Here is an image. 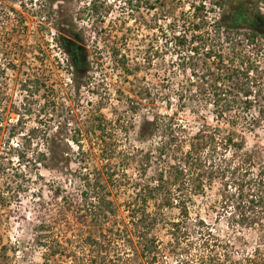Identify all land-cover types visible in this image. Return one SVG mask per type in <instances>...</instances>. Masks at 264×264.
Segmentation results:
<instances>
[{"label": "rangeland", "instance_id": "rangeland-1", "mask_svg": "<svg viewBox=\"0 0 264 264\" xmlns=\"http://www.w3.org/2000/svg\"><path fill=\"white\" fill-rule=\"evenodd\" d=\"M49 1L55 9V25L61 38L75 35L77 43L87 39L89 68L80 77V86L74 74L68 76L64 71H55L53 100L50 94L45 102L19 105L0 102V250L4 251L0 255L1 264H43L46 249L42 243L55 244V236L62 244H65L66 234L70 238L77 236L74 239L80 242L86 233L80 230L74 217L68 215L67 225L62 229L55 221L54 192L55 188L62 187L66 193H71L73 204L81 205L80 178L86 168H97L98 180L108 172L113 173V184L107 192L115 208L124 213V206L133 195L132 184L141 179L138 173L141 153L143 156L154 154L147 177L157 174L155 153L166 138L163 129L158 131L146 125L155 118L166 124L168 116L178 111L179 124L190 135L204 121L215 124L209 105L214 95L208 87L205 88L208 91L200 94L201 82L190 71H181L182 64L188 61L189 51L176 48L173 39V33L182 36L185 33L188 37L194 34L189 26L194 10L189 6L205 0H154L153 12L145 7L139 9L135 0H93L101 3V12L96 16L100 21L94 26L96 40L92 39L93 29L80 32L74 25L85 13L83 8L88 0ZM235 2L257 5L264 13L263 1L232 0L222 12L210 16L214 19L224 13L228 16ZM66 25L71 28L69 33L63 32L62 26ZM247 51L254 68L251 98L264 101V37L249 43ZM60 58H64L63 54ZM179 98L207 101L208 109L200 111L199 122L189 110L179 108ZM55 102L59 106L63 104L56 111ZM10 114H20V124L17 125L16 117ZM256 114L254 110L247 112L243 122H249ZM77 132L84 134L83 138H78L79 143L73 139ZM244 137L246 150L256 148L264 154V123L257 133L248 132ZM19 154L24 158H18ZM234 165L231 163L232 168ZM260 169L255 167L254 174ZM235 175L237 185L249 178L244 177L243 168ZM228 177L230 174L206 188L205 197L198 198L193 206L192 218L200 214L214 224L223 239L242 238V245L237 241L238 257L242 252L251 257L262 232L253 229L234 232L223 215L220 221L217 217L225 196L236 192L237 185L229 182ZM41 225L51 232L46 236L36 232V227ZM61 262L59 259L58 263Z\"/></svg>", "mask_w": 264, "mask_h": 264}, {"label": "trees", "instance_id": "trees-1", "mask_svg": "<svg viewBox=\"0 0 264 264\" xmlns=\"http://www.w3.org/2000/svg\"><path fill=\"white\" fill-rule=\"evenodd\" d=\"M211 1L213 7L223 10L232 0ZM238 3L244 8V2ZM244 11L239 14L241 25ZM192 20L189 22L194 33L191 38H176V48L189 51L181 71H190L201 82L200 94L208 91L206 87L211 89L214 99L209 104L210 114L215 124L204 121L190 135L179 124L178 111L168 116L166 124L159 118L146 124L158 131L163 129L166 142L156 150L158 170L153 177H147V172L154 154L143 156L141 153L138 168L141 179L132 184L133 195L122 214L107 192L113 184V173L108 172L98 180L97 168H86L80 178L81 205L73 204L71 193L62 187L55 188V221L59 227L64 228L71 215L86 234L80 242L75 241L77 236L70 238L67 234L65 244L57 236L52 245L42 240L46 249L43 264H264V154L256 148L246 150L244 137L248 132L257 133L264 123V101L251 98L254 68L247 51L248 44L261 37L243 26L235 27L225 13L211 23L202 5L195 7ZM66 45H63L65 49ZM72 50L80 57L77 48ZM72 71L80 86L81 73L75 68ZM177 103L181 110H189L198 122L200 111L208 109L207 101L199 98H179ZM60 106L55 102V111ZM253 110L257 114L244 123L245 114ZM83 137V132H77L73 139L79 143L78 138ZM41 155L44 159V154ZM231 163L235 164L234 168ZM255 167L261 168L256 175ZM241 168L244 177L249 178L237 185L235 174ZM122 171L126 173L125 168ZM227 174H230L228 181L237 185L236 192L225 196L217 217L220 221L223 215L234 232L238 229L262 232L251 257L243 252L238 257L237 241L242 245V238L223 239L214 224L200 214L192 218L197 199L204 198L206 188L216 179H226ZM72 205L75 207L70 208ZM35 231L42 236L51 232L45 225L36 227ZM59 259L63 262L58 263Z\"/></svg>", "mask_w": 264, "mask_h": 264}, {"label": "built area", "instance_id": "built-area-1", "mask_svg": "<svg viewBox=\"0 0 264 264\" xmlns=\"http://www.w3.org/2000/svg\"><path fill=\"white\" fill-rule=\"evenodd\" d=\"M153 1L135 0V3L140 5L139 9L142 10V7H145L148 12L150 10L153 12L154 8L151 6ZM107 3L110 2L107 1ZM211 3V0H205L196 2V6L191 4L189 7H193L195 11V7L205 6L208 21L214 23L220 17L217 16L214 19L210 16L211 13L216 14L223 10L213 7ZM83 11L85 13L79 20L76 19L74 25L80 32L93 29L92 39L96 40L94 26L98 20L100 21L96 16L101 12V3L88 0ZM88 23L91 24L88 25ZM166 35L170 36V33L166 32ZM184 35L173 33L174 44L177 43L176 38L188 40L191 37ZM59 36L55 19H53V8L48 0H0V102L18 105L25 102H45L49 100L50 94L51 99H55L53 94L55 71L61 70L68 76L73 75L70 72L72 71L71 59L59 41ZM86 43H88L87 39L81 44L89 54ZM24 47L28 48L29 52L26 70L21 67L20 62V52ZM37 54L39 56L43 54V59H37ZM61 54L63 59L60 58ZM69 81L71 82V79ZM24 86H27V89H24ZM11 115L16 117V124H20L21 115Z\"/></svg>", "mask_w": 264, "mask_h": 264}, {"label": "flooded vegetation", "instance_id": "flooded-vegetation-1", "mask_svg": "<svg viewBox=\"0 0 264 264\" xmlns=\"http://www.w3.org/2000/svg\"><path fill=\"white\" fill-rule=\"evenodd\" d=\"M48 2L50 3V1L48 0ZM53 2L55 3V0H53ZM242 9H245V13H244V24L241 25L239 24V18L240 17V11ZM263 9L259 8L257 5L251 4V3H244V8L241 5V3L235 2L234 5L231 8V13L227 16V20L233 22L235 27H241L243 26L245 29H247L249 32H253V33H257L259 34L260 37H264V13L262 12ZM53 19H55V9L53 8ZM63 32L65 33H69V31H71V28L69 26H62ZM78 41L80 40V38H76ZM59 40L62 44V46L65 44L66 45V52L68 54H73L75 56H73L71 59V64H72V68L77 69L78 72H80V77H83V75L86 74V70H88L89 68V57H88V53H86V51L84 50V46L81 44V42L77 43L75 41V35L74 38H69L66 35H63V37L61 38V36H59ZM80 52V57L76 56V54L74 52H72V49H76ZM28 48L24 47L21 49L20 52V62H21V67L24 68L25 70L28 69V61H27V57H28ZM43 59V54H41L40 56L37 54V59ZM42 61V60H41ZM24 89H27V86L23 87ZM53 94H55V88L53 87Z\"/></svg>", "mask_w": 264, "mask_h": 264}]
</instances>
